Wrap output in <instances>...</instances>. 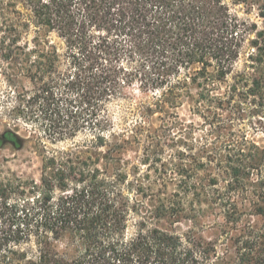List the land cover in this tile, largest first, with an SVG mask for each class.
<instances>
[{"label":"trees","instance_id":"1","mask_svg":"<svg viewBox=\"0 0 264 264\" xmlns=\"http://www.w3.org/2000/svg\"><path fill=\"white\" fill-rule=\"evenodd\" d=\"M18 1L23 11L9 10L0 26V55L28 86L4 116L38 132L41 167L38 182L0 168V264H264V146L209 122L200 155L202 171L212 169L207 181L183 160L161 163L200 208L217 211L213 225L228 246L220 255L193 229L163 226L190 219L186 202L148 195L136 165L129 179L121 151L131 142L109 111L137 85L154 99L145 113L171 114L186 99L218 118L248 103L264 129V30L224 0ZM41 29L56 34L61 50ZM250 33L251 71L230 79ZM80 134L66 150L44 143Z\"/></svg>","mask_w":264,"mask_h":264},{"label":"rangeland","instance_id":"2","mask_svg":"<svg viewBox=\"0 0 264 264\" xmlns=\"http://www.w3.org/2000/svg\"><path fill=\"white\" fill-rule=\"evenodd\" d=\"M224 2L232 14L249 24H255L258 30H264V0H224ZM11 9L15 12L23 11L18 0H0L1 28L4 27V18ZM33 29L32 27L29 34L22 35V40L30 41ZM40 31L50 44H56L61 50V42L54 32L46 33L43 29ZM2 34V30H0V38ZM247 37V43L241 50L235 70L229 76L230 79L236 71H251L246 66L250 62L248 56L252 51L248 43L254 37V33H250ZM27 86L28 83L20 76L19 69H11V65L5 62L0 55V139L7 131H11L21 138L17 142L1 139L0 168L4 171H14L38 182L41 159L34 148L35 136L38 132L30 124L22 121L13 122L4 116L6 114L5 107L12 102L14 94L24 91ZM127 92L129 97L112 102L109 105V111L115 121V131L122 132L123 138L131 142L121 151L124 161L129 162L128 168L131 169L129 179L135 178L133 166L136 165L138 167L136 179L141 180L144 186H147L144 191L148 195H152L154 199L160 196H169L174 200L182 199L183 202H186L182 212L190 219L182 218L172 225L163 224V226L179 233L193 229L195 233L200 234L206 240L216 241L217 252L222 255L228 246L222 239L223 237L217 236V230L213 225V220L218 216L217 211L207 205H202L200 208L198 197L189 191L185 193V186L183 183L179 184L177 175L171 180L170 173L161 171L163 167L161 163L170 168L171 163L183 160L189 167L188 174H192V177L199 176L207 181L212 169L208 167L209 172L202 171L200 155L205 154L201 153L205 141L212 138L213 130L212 126H209V122L219 123L224 132H234L249 142L264 146L263 124L259 122V117L253 115V106L243 103L241 107L244 110L240 115L230 116L223 111L222 115L217 118L212 113L199 115L195 110V105L183 99L175 109H170V111H174L171 114L145 113L146 106H154L152 94L141 92L137 85L129 88ZM135 134H137L140 143L133 141ZM83 138L84 136L80 134L74 140L55 144L47 141L44 143L51 150H66L71 148L73 143H81ZM143 159L145 160L142 161ZM156 167L162 174L155 173L154 168Z\"/></svg>","mask_w":264,"mask_h":264},{"label":"flooded vegetation","instance_id":"3","mask_svg":"<svg viewBox=\"0 0 264 264\" xmlns=\"http://www.w3.org/2000/svg\"><path fill=\"white\" fill-rule=\"evenodd\" d=\"M6 136H7V134L4 133L1 139H2L3 141H4V140H7V139H6Z\"/></svg>","mask_w":264,"mask_h":264},{"label":"water","instance_id":"4","mask_svg":"<svg viewBox=\"0 0 264 264\" xmlns=\"http://www.w3.org/2000/svg\"><path fill=\"white\" fill-rule=\"evenodd\" d=\"M12 142H14V141L12 140Z\"/></svg>","mask_w":264,"mask_h":264}]
</instances>
